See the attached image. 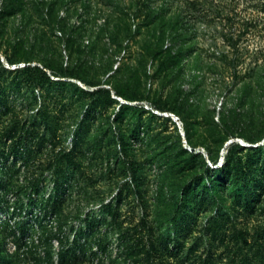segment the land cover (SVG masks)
<instances>
[{
  "label": "rangeland",
  "instance_id": "rangeland-1",
  "mask_svg": "<svg viewBox=\"0 0 264 264\" xmlns=\"http://www.w3.org/2000/svg\"><path fill=\"white\" fill-rule=\"evenodd\" d=\"M52 6L68 28L48 17ZM6 8L0 0L1 255L16 264H134L124 246H136L139 258L148 247L169 246V264H264V149L232 151L233 170L238 160L253 162L246 185L234 186L229 168L216 165L232 140L245 144L231 132L255 136L264 124V0H25L23 9ZM36 36L34 56L59 52L57 61L85 70L111 61L99 75L110 93L67 118L73 109L57 97L58 77L32 88L31 72L14 69L42 66L29 53ZM161 46L181 54L157 71ZM72 81L64 88L70 94L96 88ZM116 84L130 96L188 92L190 111L173 112L186 142L163 114L171 111L113 95ZM237 112L253 123L228 128ZM176 246L183 251L170 256Z\"/></svg>",
  "mask_w": 264,
  "mask_h": 264
},
{
  "label": "trees",
  "instance_id": "trees-1",
  "mask_svg": "<svg viewBox=\"0 0 264 264\" xmlns=\"http://www.w3.org/2000/svg\"><path fill=\"white\" fill-rule=\"evenodd\" d=\"M5 2L7 5L6 9H11V10L12 9L13 10L23 9L24 4H25V0H5ZM38 3L42 5V2H38ZM6 9L5 11H7ZM46 14L49 15L48 17L51 18V21L53 22L55 21L59 23L62 27L68 28L67 20H65V18L63 17L58 18L57 7L52 6ZM77 27L79 28L81 26L77 25ZM71 28L73 31L76 29V27H71ZM82 30L84 31V28L81 29V31L79 32L80 34L83 33ZM126 31L129 32V28ZM37 40L38 38L36 36L33 42L28 41L30 42V46H31L29 53L32 54V52L35 51V48L37 46L36 45ZM69 40L71 42L75 41L72 38H69ZM237 40L238 39H235L234 37L231 38V44L235 48L237 47ZM24 42H25L24 39L20 38L19 40L16 41V44H17L16 46L23 44ZM39 47L41 48L42 45H39ZM80 47H81V44H80ZM93 47L94 45L91 46V48ZM180 54H181V50L176 51L171 46L170 47L166 46L165 48L161 46V48H159L158 50H154L153 57L156 59L155 61H157L155 62V64L158 63L157 71H162L164 68H168V66L175 63L177 61L176 58ZM18 56L19 54L16 53L15 57H18ZM57 56L58 57L60 56L59 52L51 54V55L44 53L43 56L41 57H37V56H34V54H32L33 58L37 57L39 60L43 61L42 66H39V65L32 66L31 63L25 62L26 64L24 66H17L14 69L23 68L25 71L31 72L32 76L29 77L27 81H29V86L32 88L37 85H40L44 89L49 88V85L53 82V80L51 79V75L58 77V83L62 85L63 90H60L57 97L59 98L61 102H63L64 106H69L70 108L73 109L71 112L66 114L67 118L74 117L77 111L76 109L86 104H89V106L93 105L94 107H96L97 99H100L99 96H101L100 94L103 92H106L108 94L110 93V89L104 85L102 80L99 78V75L102 72L105 74L108 70L112 68L111 61H106V62L101 63V66L99 67L96 66L95 70L88 69V68L87 70H85L84 68H82L81 64H78V63L75 65H68V64L64 65V62L62 60L57 61ZM15 57L11 58V62L16 61ZM114 72H117V69L114 70ZM111 75L112 74H109L108 77H110ZM72 79H78L84 82L85 84L94 85L96 86V88L93 90H80L76 94L75 93L70 94L69 90H65L64 88L67 85L75 84L72 81ZM44 91L47 92V97L45 98L47 102L45 101V104H47L48 106L49 102L52 99V94H50L51 90H44ZM111 92L113 95H116L115 93H117L118 95H125L128 100L150 99L151 103L155 107H157L158 110H161V111H171V112H176V113L181 114V113L189 112L191 105H192L189 100V93L186 92L185 90H179V89L178 90L177 89L175 90H135L133 92L134 93L133 96H130L122 89V84H116L115 90L112 89ZM87 113H90V111L88 110ZM47 114H50L48 110H47ZM237 116L238 117H237L236 122L234 121L231 124H226L228 128H231L232 126L234 127L236 125L240 126V128H243V125L247 126V122L253 123V121L247 120L248 119L247 114L244 112H237ZM6 128H7L6 135H8L12 129L8 127ZM231 134L233 135V138L235 137L238 138V136L241 135V136H244L249 142L258 141L264 138V124H262L261 129L258 130V134H256L255 136H249L243 132H236V133L231 132ZM248 141L246 143H249ZM240 142L239 140L231 141L228 153L225 156V160L223 157V159L219 163L216 164L217 166H219L220 164L223 170H227L229 168L228 178L233 177V179L235 180L234 186L235 185L240 186L241 184L246 185L249 182L248 168H252L254 167V165H253V162H248V161L244 162L243 160H238L236 169L233 170L231 166L234 162V160H232L233 158L232 151L235 148L241 147L242 149L248 148V149L255 150V152L257 153H261L264 149V145H257L255 147L254 146L252 147L251 145L250 146L245 145V144L240 145L239 144ZM60 154L63 156V158L69 156V153L65 151H61ZM216 162L217 160L215 161V163ZM137 165L138 163L131 162L130 163L131 171L136 173L135 167ZM209 165L213 166V163L211 162ZM213 185H214L213 189L211 188L212 195H214V193L216 192L215 186L218 185L217 181L214 182ZM24 187L25 185L16 186L15 184H11L10 189L12 190L17 189V191H19L21 189H24ZM189 214H191V212H189ZM182 227L183 225L179 224L178 230L176 233L177 236H176L175 242H179ZM59 230L62 231L63 227L60 226ZM68 249L69 248L63 250V252L65 251L63 253V258L66 257V255L68 254ZM167 250H169V246L164 247V248H158L156 246H151L146 249L145 256L143 258L138 257L139 250L136 248V246H124L123 251L126 252L130 256L134 264H169V262L167 261L168 258L165 257V253ZM182 251H183L182 246H176V248L171 252L172 254L170 256L177 257L181 254ZM78 257H79V254H73L72 256V258L76 260L78 259ZM66 259L67 257L62 259V261ZM194 261H196V259ZM194 261L190 264H193ZM0 264H16V263H14L10 257L0 254Z\"/></svg>",
  "mask_w": 264,
  "mask_h": 264
},
{
  "label": "built area",
  "instance_id": "built-area-1",
  "mask_svg": "<svg viewBox=\"0 0 264 264\" xmlns=\"http://www.w3.org/2000/svg\"><path fill=\"white\" fill-rule=\"evenodd\" d=\"M26 63H21L19 66H24ZM144 105L146 108L148 109H152L155 110L152 106H150L147 102H144ZM156 112H159L158 110H155ZM163 114H165L166 116H171L178 124L182 134H184V130H183V126H182V122L179 118V116H177L175 113L173 112H163ZM184 141L186 142V139L184 138ZM223 159V156L221 158V160ZM211 163V162H210Z\"/></svg>",
  "mask_w": 264,
  "mask_h": 264
},
{
  "label": "water",
  "instance_id": "water-1",
  "mask_svg": "<svg viewBox=\"0 0 264 264\" xmlns=\"http://www.w3.org/2000/svg\"><path fill=\"white\" fill-rule=\"evenodd\" d=\"M184 135V138L186 139V136H185V133L183 134ZM245 145H247V143L244 141ZM224 157V153L222 155Z\"/></svg>",
  "mask_w": 264,
  "mask_h": 264
},
{
  "label": "bare ground",
  "instance_id": "bare-ground-1",
  "mask_svg": "<svg viewBox=\"0 0 264 264\" xmlns=\"http://www.w3.org/2000/svg\"><path fill=\"white\" fill-rule=\"evenodd\" d=\"M183 130H184V128H183ZM240 139H242V140H244L243 138H240ZM233 141V140H232ZM245 142H246V140H244ZM248 144V143H247Z\"/></svg>",
  "mask_w": 264,
  "mask_h": 264
}]
</instances>
